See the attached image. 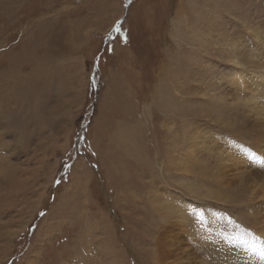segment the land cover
Returning a JSON list of instances; mask_svg holds the SVG:
<instances>
[{"label": "rangeland", "instance_id": "1", "mask_svg": "<svg viewBox=\"0 0 264 264\" xmlns=\"http://www.w3.org/2000/svg\"><path fill=\"white\" fill-rule=\"evenodd\" d=\"M29 48L0 264H264V0H0V74Z\"/></svg>", "mask_w": 264, "mask_h": 264}, {"label": "bare ground", "instance_id": "2", "mask_svg": "<svg viewBox=\"0 0 264 264\" xmlns=\"http://www.w3.org/2000/svg\"><path fill=\"white\" fill-rule=\"evenodd\" d=\"M87 19V18H86ZM56 21V20H55ZM56 24V22H55ZM54 26V24H53ZM56 28V27H55ZM70 29V28H69ZM75 33V31H74ZM41 36V35H40ZM51 42V41H50ZM33 50L32 48H29L27 50H25L20 58V60L18 61H13L12 65L10 66V68L5 72V73H2L0 74V98L1 97H4L6 98V101H10L11 104L13 105H18L20 106V116L17 115V117H15L13 114L11 115V111L9 110V116H10V123H12L11 125L14 126V127H20L22 128V130L24 128H28L29 126H32V129H33V125H35L38 121L37 119L35 118L36 115V110L40 107L42 108L45 104H46V101L44 102V104H40L41 102H39L34 108H29L28 109V116L29 117H25L26 115H23L22 112V104H25L24 102V93L22 92V89L25 87V86H31L30 88H33V89H40L42 87L41 82L40 81V76L43 75V73H46V69L47 68H43L42 66H46L48 64V60H49V57H44L45 54L43 53H40L38 56L35 54H33ZM231 51V50H230ZM229 54V53H228ZM231 54V53H230ZM232 56V54H231ZM229 57V56H228ZM236 57L238 58V56L236 55ZM232 58V57H231ZM242 58V57H241ZM243 59V58H242ZM231 60V59H230ZM229 60V61H230ZM249 60V59H248ZM247 60V62H248ZM251 60V59H250ZM25 61H28L29 64L31 66L29 67H26V65L24 64ZM234 61V60H233ZM232 61V62H233ZM246 61V60H245ZM231 62V61H230ZM253 62V60H252ZM251 64V63H249ZM260 64V63H259ZM253 65V64H252ZM248 66V65H247ZM240 67V66H239ZM238 67V68H239ZM256 67V66H255ZM260 67V66H259ZM247 68H251V67H247ZM254 68V67H253ZM239 70V69H238ZM252 70V69H251ZM54 72H52V76L48 74L45 75V83H50V82H55L56 78L55 76L53 75ZM234 74V73H233ZM230 75V74H229ZM228 75V76H229ZM30 76V80L28 82H25L24 81V78L25 77H29ZM239 77V76H237ZM242 77V75L240 76ZM225 78V77H224ZM231 78V77H230ZM235 79V78H234ZM238 81V80H237ZM233 82V80H232ZM241 82V81H240ZM235 83L236 85L237 82H236V79H235ZM234 84V83H233ZM7 88H11L12 90L14 91H10L9 93L11 95L8 96V94L6 93V91L8 90ZM7 89V90H5ZM41 90V89H40ZM79 96V95H78ZM77 97V96H76ZM19 111V110H18ZM26 113V112H25ZM17 114V113H16ZM32 115V116H31ZM3 119V118H2ZM31 119H33V121H31ZM8 123V122H7ZM32 124V125H31ZM36 129L38 131L39 128L41 127V125H39L38 123L36 124ZM166 126V125H164ZM31 129V130H32ZM30 130V131H31ZM28 131V130H27ZM2 132V130H1ZM6 135V134H5ZM4 136V135H3ZM5 137V136H4ZM124 138V137H123ZM99 140V138H98ZM129 140V139H128ZM126 140V141H128ZM102 143V141H100ZM257 142V141H255ZM122 143V142H121ZM259 143V141H258ZM124 144V142L122 143ZM247 151V150H246ZM245 151V153H247ZM244 153V152H242ZM261 153V152H260ZM2 154V153H1ZM229 154V153H228ZM257 154V153H256ZM232 155V154H230ZM6 156V155H5ZM244 156V155H243ZM226 157H227V154H226ZM232 157V156H230ZM229 157V158H230ZM246 158V157H245ZM1 159V158H0ZM6 160V159H5ZM229 161V159H227ZM231 160V158H230ZM229 162H232V161H229ZM263 163V161H262ZM261 166V165H260ZM256 170V169H255ZM264 170V169H263ZM257 173V172H256ZM263 175V173H262ZM112 185V184H111ZM114 187V186H113ZM119 187H121L119 185ZM119 189V188H118ZM124 190V189H123ZM114 191H116L114 189ZM130 191V190H129ZM264 192V189L263 191ZM126 193V192H125ZM129 202V201H128ZM119 206V205H118ZM122 207V206H121ZM123 208V207H122ZM121 209V208H120ZM166 213H168V210L171 211L172 209L167 206V208L165 209ZM123 213V212H122ZM245 214L247 215V219L249 220V222H251V218H254L256 220L255 222V225L253 226V223H251V226H253L255 232H257V234L262 237L261 239L263 240V244H264V199L262 200L261 202V207H260V210L259 211H255L254 213H249L246 211L245 209ZM124 215V214H123ZM160 216H162L160 214ZM125 218V217H124ZM139 219V218H138ZM162 219V218H161ZM134 220V219H133ZM136 221H137V218H136ZM133 222V221H132ZM138 222V221H137ZM128 223V222H127ZM135 223V221H134ZM126 225V224H125ZM135 224H133V227H134ZM127 226V225H126ZM127 228V227H126ZM182 228V227H181ZM161 239L162 243L165 241L164 238H162L161 236H159V240ZM233 239V238H232ZM231 239V240H232ZM158 240V241H159ZM235 242V241H234ZM110 243V242H109ZM110 245V244H109ZM229 245V244H227ZM174 246V245H173ZM171 246V247H173ZM177 246V245H176ZM107 247V245H106ZM226 247V246H225ZM167 248V247H166ZM170 248V246H169ZM240 250V249H239ZM196 252V251H195ZM197 253V252H196ZM196 253H195V256H196ZM194 254V253H193ZM176 255V254H174ZM180 256V255H179ZM234 256V255H233ZM174 257V256H172ZM175 258V257H174ZM198 258V257H197ZM184 258L182 256L180 257H176L175 259H173V262H179L181 260H183ZM187 260V258H185ZM193 259V258H192ZM194 260V259H193ZM196 260V259H195ZM201 261V260H200ZM114 262V261H113ZM198 262V261H197ZM178 264H182V263H178ZM193 264V262H192Z\"/></svg>", "mask_w": 264, "mask_h": 264}, {"label": "snow or ice", "instance_id": "3", "mask_svg": "<svg viewBox=\"0 0 264 264\" xmlns=\"http://www.w3.org/2000/svg\"><path fill=\"white\" fill-rule=\"evenodd\" d=\"M41 215H43V214L41 213Z\"/></svg>", "mask_w": 264, "mask_h": 264}]
</instances>
